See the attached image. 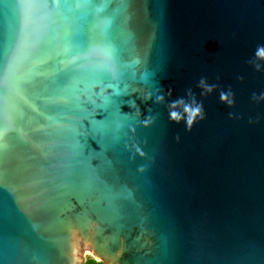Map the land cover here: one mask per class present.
I'll use <instances>...</instances> for the list:
<instances>
[{"label": "water", "instance_id": "obj_1", "mask_svg": "<svg viewBox=\"0 0 264 264\" xmlns=\"http://www.w3.org/2000/svg\"><path fill=\"white\" fill-rule=\"evenodd\" d=\"M259 47L264 0H0V264H264Z\"/></svg>", "mask_w": 264, "mask_h": 264}, {"label": "clouds", "instance_id": "obj_2", "mask_svg": "<svg viewBox=\"0 0 264 264\" xmlns=\"http://www.w3.org/2000/svg\"><path fill=\"white\" fill-rule=\"evenodd\" d=\"M256 59L257 60H264V47H259L257 49ZM255 66H256L258 71L261 69V65L259 63H257ZM199 87L206 89V91L210 93L213 91V88L215 86L208 85L206 82V79H201L200 83H199ZM168 95H171V90H169ZM188 95H192V92L190 91L188 93ZM220 98H221L222 102L227 103L230 107L234 105V98H233V94L231 93V91H229L227 93L221 91ZM254 99H256L255 96H254ZM259 99L264 100V96H260ZM158 100H159V102H163L164 96L161 95L160 97H158ZM177 104H184V113H186L187 115L183 116L178 111H171L170 112V118L177 123H180L181 120L186 121L187 128L189 131H191L192 127L196 123L197 117H199L200 120H203L205 118V113H204L202 105L197 104V106L193 108V107L189 106L188 104H185L183 99H181L178 101H174L172 103L171 107L175 108L177 106ZM232 118L235 119L236 117L233 115ZM177 139H179V137H177Z\"/></svg>", "mask_w": 264, "mask_h": 264}, {"label": "rangeland", "instance_id": "obj_3", "mask_svg": "<svg viewBox=\"0 0 264 264\" xmlns=\"http://www.w3.org/2000/svg\"><path fill=\"white\" fill-rule=\"evenodd\" d=\"M84 264H104V262L97 258V256H95L91 250L86 249L84 255Z\"/></svg>", "mask_w": 264, "mask_h": 264}]
</instances>
